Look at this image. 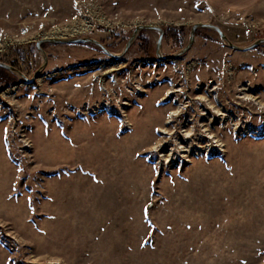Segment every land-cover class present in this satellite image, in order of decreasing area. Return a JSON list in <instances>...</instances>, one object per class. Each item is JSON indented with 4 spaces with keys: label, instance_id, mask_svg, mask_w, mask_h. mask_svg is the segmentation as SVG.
Here are the masks:
<instances>
[{
    "label": "rangeland",
    "instance_id": "374dc122",
    "mask_svg": "<svg viewBox=\"0 0 264 264\" xmlns=\"http://www.w3.org/2000/svg\"><path fill=\"white\" fill-rule=\"evenodd\" d=\"M196 23L250 46L264 0H0V50L30 41L35 76L0 69V264H264V43L199 28L161 61L157 31L117 59L92 42L118 55L154 25L169 56Z\"/></svg>",
    "mask_w": 264,
    "mask_h": 264
},
{
    "label": "water",
    "instance_id": "95a60500",
    "mask_svg": "<svg viewBox=\"0 0 264 264\" xmlns=\"http://www.w3.org/2000/svg\"><path fill=\"white\" fill-rule=\"evenodd\" d=\"M199 28H203V29H208V30H213L215 31L218 36L221 38V40L225 41L227 43V46L232 49V50H235V51H238V52H247L253 48H255L257 45L261 44V43H264V39L262 40H258L257 42L253 43L252 45L250 46H247V47H238V46H235L233 45L232 43H230L225 35L223 34V32L220 30V28L216 25H213V24H208V23H196V24H193L190 28V31H189V37H188V41H187V44L181 49L179 50L177 53H174L172 55H169V56H163L160 52V47H161V42H162V39H163V29L158 27V26H154V25H141V26H137L135 29H134V32L132 34V36L130 37V39L128 40L127 44L125 45V48L124 50L122 51L121 54H112L110 53L108 50H106L105 47H103L100 43L96 42V41H93L92 42L97 45L103 52H105L108 56L114 58V59H117L119 57H121L126 51L127 49L129 48V46L133 43V41L135 40L137 34L142 31V30H148V31H157L159 36H158V39H157V42H156V47H155V53H156V56L159 60L161 61H168V60H174L176 58H178L179 56L183 55L185 52H187L189 50V48L191 47V45L193 44L194 40H195V32L197 29ZM87 40L85 39H68V40H60V39H56V38H43L41 39L39 42L36 43V47L37 49L40 51V52H43L40 48V45L42 43H45V42H49V43H79V42H86ZM44 59V58H43ZM45 60V59H44ZM44 65V63H43ZM42 65V66H43ZM0 67L5 69V70H8V71H11V72H16L13 68H11L10 66L6 65V64H1L0 63ZM42 68H40L41 70ZM37 73H39L37 71ZM26 82H29L31 83L34 79H35V76L31 79H27L25 76L23 75H20Z\"/></svg>",
    "mask_w": 264,
    "mask_h": 264
},
{
    "label": "built area",
    "instance_id": "2783aa9c",
    "mask_svg": "<svg viewBox=\"0 0 264 264\" xmlns=\"http://www.w3.org/2000/svg\"><path fill=\"white\" fill-rule=\"evenodd\" d=\"M256 25L257 24L253 19H248L245 23V27H246L245 33L247 35H249L256 28ZM28 30H29L28 26H23V28L20 29V35L26 36L28 34ZM29 43H30V41H28V40L9 41L8 45L5 44L6 47L3 48V50H0V63L2 62V64H6V65L10 66L11 68H13L16 71L15 72L16 74L23 75L26 77L25 73L22 72V69H25L28 66L30 67L32 65V60L34 58L31 54V52L26 48V46ZM10 53L11 54L16 53L15 58L8 59L7 55ZM18 53H20V54H18ZM25 70L27 72L28 69H25ZM59 73L62 74L61 77L64 76L63 72L60 71ZM93 107H96V105L95 106H93V105L85 106L86 110L89 112L92 111V113L94 112V110H96ZM111 114H112V112H111Z\"/></svg>",
    "mask_w": 264,
    "mask_h": 264
},
{
    "label": "crops",
    "instance_id": "0c3cea01",
    "mask_svg": "<svg viewBox=\"0 0 264 264\" xmlns=\"http://www.w3.org/2000/svg\"><path fill=\"white\" fill-rule=\"evenodd\" d=\"M206 4L227 14H242L253 10L262 0H204Z\"/></svg>",
    "mask_w": 264,
    "mask_h": 264
},
{
    "label": "flooded vegetation",
    "instance_id": "af4514ba",
    "mask_svg": "<svg viewBox=\"0 0 264 264\" xmlns=\"http://www.w3.org/2000/svg\"><path fill=\"white\" fill-rule=\"evenodd\" d=\"M61 72H63L64 76H65V74H68V75H74V74H76L75 68H67V69L61 70Z\"/></svg>",
    "mask_w": 264,
    "mask_h": 264
},
{
    "label": "trees",
    "instance_id": "16d2710c",
    "mask_svg": "<svg viewBox=\"0 0 264 264\" xmlns=\"http://www.w3.org/2000/svg\"><path fill=\"white\" fill-rule=\"evenodd\" d=\"M167 34H168V31L166 30V28H163V37L164 36H167ZM171 38H173V37H171ZM1 69V68H0Z\"/></svg>",
    "mask_w": 264,
    "mask_h": 264
},
{
    "label": "bare ground",
    "instance_id": "6f19581e",
    "mask_svg": "<svg viewBox=\"0 0 264 264\" xmlns=\"http://www.w3.org/2000/svg\"><path fill=\"white\" fill-rule=\"evenodd\" d=\"M2 64V63H1ZM1 68V67H0ZM40 71V69L38 70V72ZM37 72V71H36ZM123 104V103H122ZM167 122H170V120L169 121H167ZM162 133H164V131H161ZM182 152H188V150H184V151H182Z\"/></svg>",
    "mask_w": 264,
    "mask_h": 264
}]
</instances>
